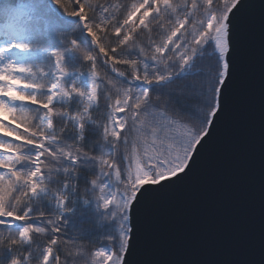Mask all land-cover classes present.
<instances>
[{
  "label": "snow or ice",
  "instance_id": "1",
  "mask_svg": "<svg viewBox=\"0 0 264 264\" xmlns=\"http://www.w3.org/2000/svg\"><path fill=\"white\" fill-rule=\"evenodd\" d=\"M247 6L0 0V264H131L141 198L219 119ZM89 215L108 243L86 253Z\"/></svg>",
  "mask_w": 264,
  "mask_h": 264
},
{
  "label": "water",
  "instance_id": "2",
  "mask_svg": "<svg viewBox=\"0 0 264 264\" xmlns=\"http://www.w3.org/2000/svg\"><path fill=\"white\" fill-rule=\"evenodd\" d=\"M236 70L189 169L141 198L131 264H264V0H245Z\"/></svg>",
  "mask_w": 264,
  "mask_h": 264
},
{
  "label": "trees",
  "instance_id": "3",
  "mask_svg": "<svg viewBox=\"0 0 264 264\" xmlns=\"http://www.w3.org/2000/svg\"><path fill=\"white\" fill-rule=\"evenodd\" d=\"M123 2L131 3L132 0H123ZM214 61L211 58H208L204 61L205 65L211 64ZM186 81H177L176 84L172 85L175 89H180ZM187 104H192L194 101H185ZM187 118V117H185ZM77 229L84 233L81 243L85 246V252L90 253L91 251L99 248L102 244L106 245L107 240L102 238L103 227L100 224L93 222V217L89 215L85 219H76ZM73 232H76V229H73ZM77 264H86V259L77 258Z\"/></svg>",
  "mask_w": 264,
  "mask_h": 264
},
{
  "label": "rangeland",
  "instance_id": "4",
  "mask_svg": "<svg viewBox=\"0 0 264 264\" xmlns=\"http://www.w3.org/2000/svg\"><path fill=\"white\" fill-rule=\"evenodd\" d=\"M137 15H139V13Z\"/></svg>",
  "mask_w": 264,
  "mask_h": 264
}]
</instances>
